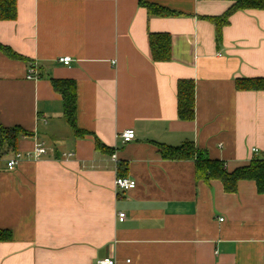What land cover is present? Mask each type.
I'll return each instance as SVG.
<instances>
[{"label": "crops", "instance_id": "obj_1", "mask_svg": "<svg viewBox=\"0 0 264 264\" xmlns=\"http://www.w3.org/2000/svg\"><path fill=\"white\" fill-rule=\"evenodd\" d=\"M141 2L181 15H149ZM15 5V18L0 20V43L26 60L0 52V124L29 134L17 151L43 142L48 153L12 169L13 152L0 156V230L11 236L0 241V264H264V193L255 183L226 192L219 180H197L192 159L159 151L190 141L227 171L264 155V90L235 87L264 77V9L232 13L217 41L204 17L221 15L228 0ZM150 32L170 35L169 60H152ZM50 78L75 82L76 125L90 134L74 136ZM181 79L194 82L192 120L177 116ZM124 129L135 139L122 143ZM117 176L136 186L119 192Z\"/></svg>", "mask_w": 264, "mask_h": 264}, {"label": "trees", "instance_id": "obj_2", "mask_svg": "<svg viewBox=\"0 0 264 264\" xmlns=\"http://www.w3.org/2000/svg\"><path fill=\"white\" fill-rule=\"evenodd\" d=\"M229 7L219 16H206L215 26L217 41L221 38L222 27L228 23L229 16L238 10L264 9V0H228ZM149 15L159 17L178 16L159 5L141 2ZM16 16L15 0H0V20H13ZM149 47L154 62L167 61L170 58V35L168 33H149ZM0 52L11 59L26 60V58L9 46L0 43ZM53 90L61 95L62 116L71 127L75 137H83L90 132L80 129L76 125V85L71 79L50 78ZM235 87L239 90H264V77L239 78L235 80ZM176 111L178 118L192 120L194 117V82L191 79L178 80L176 85ZM20 127H3L0 124V156L12 151L15 153L16 143L22 136H28ZM97 149L109 151L108 147L96 140ZM160 154L165 159L184 160L192 159L195 162V178L209 182L219 180L226 192H234L239 180H251L255 183L256 191L264 193V155L252 158L246 165L239 166L232 171L223 167V162L210 159L206 153L197 149L192 142L172 147L161 145ZM11 238L8 230H0V241Z\"/></svg>", "mask_w": 264, "mask_h": 264}, {"label": "built area", "instance_id": "obj_3", "mask_svg": "<svg viewBox=\"0 0 264 264\" xmlns=\"http://www.w3.org/2000/svg\"><path fill=\"white\" fill-rule=\"evenodd\" d=\"M58 60L65 65H68L71 62V58L69 56L59 57ZM29 73H34V68L32 66L29 67ZM118 137L121 139L122 143H128L135 139V132L133 129H124L118 134ZM252 151L256 153L257 149L253 148ZM47 153H48V148L45 146V144L43 142H38L31 150L16 151L15 153H13V155L7 159L6 166L8 169H12L21 160L24 159L38 160L41 157L47 155ZM71 155H72L71 153L66 154V156L68 157ZM114 185L119 192H125L130 189H133L136 186V182L134 179L129 177L117 176L114 180ZM117 217L119 221H123V219L125 218V213L119 212ZM219 220L222 221V218H220ZM94 264H116V262L111 257H104L96 260Z\"/></svg>", "mask_w": 264, "mask_h": 264}]
</instances>
